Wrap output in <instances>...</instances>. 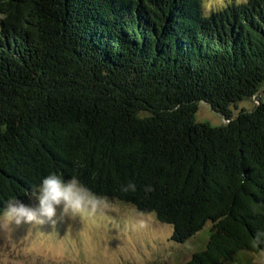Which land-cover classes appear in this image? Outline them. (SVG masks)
I'll use <instances>...</instances> for the list:
<instances>
[{
    "label": "trees",
    "instance_id": "trees-1",
    "mask_svg": "<svg viewBox=\"0 0 264 264\" xmlns=\"http://www.w3.org/2000/svg\"><path fill=\"white\" fill-rule=\"evenodd\" d=\"M0 212L50 173L153 214L186 264L264 231V0H0ZM227 124L198 123L200 103ZM129 183L135 190L122 191Z\"/></svg>",
    "mask_w": 264,
    "mask_h": 264
},
{
    "label": "rangeland",
    "instance_id": "rangeland-1",
    "mask_svg": "<svg viewBox=\"0 0 264 264\" xmlns=\"http://www.w3.org/2000/svg\"><path fill=\"white\" fill-rule=\"evenodd\" d=\"M233 1L238 3L206 0L209 14ZM260 102L264 103V88L232 107L234 116L251 111ZM196 121L216 127L228 123L204 102L199 104ZM107 201L94 215L65 217L55 227L22 223L0 229V264H186L208 243L210 224L185 244H176L173 228L160 223L155 215L140 213L114 199ZM23 203L34 206L37 201ZM226 264H251V256L242 252Z\"/></svg>",
    "mask_w": 264,
    "mask_h": 264
},
{
    "label": "clouds",
    "instance_id": "clouds-1",
    "mask_svg": "<svg viewBox=\"0 0 264 264\" xmlns=\"http://www.w3.org/2000/svg\"><path fill=\"white\" fill-rule=\"evenodd\" d=\"M201 2L203 14L208 15L206 0ZM128 190H135V185L129 183L122 188V191ZM30 196L37 201L34 206L26 205L16 198L6 202L5 209L0 212V229H8L12 224L19 226L22 223L34 227L44 224L55 227L58 221H63L65 217L92 216L108 203L106 197L98 196L77 177L65 180L55 173L45 176L41 183L32 189ZM250 247L251 264H264V231L253 236Z\"/></svg>",
    "mask_w": 264,
    "mask_h": 264
}]
</instances>
